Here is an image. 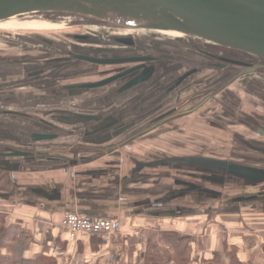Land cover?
Returning a JSON list of instances; mask_svg holds the SVG:
<instances>
[{
	"label": "crops",
	"instance_id": "1",
	"mask_svg": "<svg viewBox=\"0 0 264 264\" xmlns=\"http://www.w3.org/2000/svg\"><path fill=\"white\" fill-rule=\"evenodd\" d=\"M230 94L225 89L217 98L223 106L238 107L240 99ZM123 103L99 104L79 97L68 103L39 104L35 112H61L65 118H71L66 113L90 115L98 121L83 126L99 127L110 124L108 117L116 114L111 112ZM212 105L216 104L204 109L207 118L231 116L221 105ZM37 114L30 120H47ZM181 120L198 121L185 116L89 162L80 159L114 144L115 140L94 142L109 131L85 136L86 128L78 136L59 138L47 143L49 148L33 150L4 142L0 136V153L11 148L33 154L0 158V263L231 264L233 251L241 264H264V181H260L264 178V133L223 120L227 125L223 129L209 124L216 140L209 137L213 143L203 155H154L147 147L154 145L142 144L162 128L174 134L170 127ZM191 157L233 163L253 172L252 178L242 171L241 178L225 175L220 185L222 175L217 170L183 162ZM10 163L18 166L10 167ZM249 181L256 184L249 185ZM74 212L114 220L118 229L106 238L82 235L71 240L59 223L65 214Z\"/></svg>",
	"mask_w": 264,
	"mask_h": 264
},
{
	"label": "water",
	"instance_id": "2",
	"mask_svg": "<svg viewBox=\"0 0 264 264\" xmlns=\"http://www.w3.org/2000/svg\"><path fill=\"white\" fill-rule=\"evenodd\" d=\"M29 14H38L39 16L59 15L61 18H72L75 21L93 23L120 30L175 33L184 39L187 38L203 43L207 47H217L242 53L264 61V0H0V23ZM76 58L86 60L81 57ZM88 61L94 63L103 62ZM145 61H149V59L117 61V64H141L130 68L122 67L120 73L112 77L91 81L86 84L70 85L66 89L68 92L93 90L105 87L117 80L123 82L126 79L127 82L125 81L124 85L136 84L149 78L150 84H154L156 81L154 75L160 73L154 72L152 68H143ZM215 67L222 68L225 66L215 62L205 64L207 69H214ZM260 71H264V65L248 66L234 70V73L223 79L221 84L214 86L215 83H210V90L203 91L202 89L190 97L183 98L181 96V93L186 91L187 88L180 89L173 95L169 91H163L159 97H153L152 102L157 103L164 96L169 95L171 98L168 103H175L180 106L178 108L180 109L188 105L189 102L201 100L188 110L152 121L148 120L149 117L147 116L119 117L114 114L108 117L111 122L106 126L84 127L83 124L98 121V118L76 113H66L71 118H65L62 117L65 116V113L48 112L39 113L47 120L36 122L30 119L37 113L27 111V114H25L26 112L22 111L20 114L17 113L10 118L3 119V123H0V136L3 137L2 141L4 142H14L16 145L28 146V148L33 150L36 148H49L47 143L59 138L78 136L80 134L79 131L86 128L85 136L109 131L104 137L100 136L99 139H94V142L102 140L106 143L107 141L115 140L114 144L99 151L96 155L80 159L81 161L89 162L133 143L155 129L192 114L242 76L255 74ZM189 74L191 73L185 74L175 83H180ZM159 77H157V80L160 79ZM159 84L164 85V82L160 81ZM135 86H138V84ZM172 90L173 88H170V91ZM151 95L141 98L138 102L132 101L131 105L137 107L139 103L151 100ZM9 113L13 114V112ZM56 114L59 117H54ZM50 116L53 117L51 118ZM22 118L25 119L23 120ZM23 121H25L26 125H22ZM55 123L71 127L72 129L66 131L64 127L57 126ZM30 127L37 128L40 132L32 133ZM32 155L29 151L10 148L0 153V158H30ZM183 162L195 163L202 168L217 170L222 175L221 178H218L220 185L224 183L225 175L241 178L242 171H244L245 175L251 179L253 174L249 169H243L233 163L218 159L191 157L184 159ZM17 166V163H10V167L16 168ZM260 181L263 182L264 178H260ZM254 184L256 182L249 181V185Z\"/></svg>",
	"mask_w": 264,
	"mask_h": 264
},
{
	"label": "flooded vegetation",
	"instance_id": "3",
	"mask_svg": "<svg viewBox=\"0 0 264 264\" xmlns=\"http://www.w3.org/2000/svg\"><path fill=\"white\" fill-rule=\"evenodd\" d=\"M46 23L48 22L46 21ZM72 24L73 27L70 28L77 29V31L67 35V41H70L68 46L64 44V38L63 42L62 40H58L60 38L41 37L35 34V41L32 42L33 46H31L33 48L28 49L29 52L27 53L29 55L24 56L29 57V59H21L18 56L8 57L17 58V62L13 61L11 62L12 64L8 65L9 63H4L7 60L2 57L4 55H0V83L8 87V89L0 90V119L5 120L14 116V114H20L22 109L23 112H25L24 109L35 112L36 110H40L38 109L39 104H54L55 102L68 103L76 98L83 97V100H92L99 104L114 101L118 103L124 102L123 106L113 110L111 114L116 113L115 115L119 117L147 116L149 117L148 120L152 121L160 117H167L188 110L201 100L198 99L192 103L189 102L188 105L180 109H178L180 107L179 105L168 103L171 98L169 95L164 96L157 103L152 102L153 97H159L163 91H169L173 95L176 91L187 88L186 91L181 93V96L183 98L190 97L202 89L203 91L210 90V83H215L214 86L221 84L223 79L234 73V70L243 69L248 66L264 65L263 60L217 47H206L204 45V48L211 50L213 53L205 52L197 46L198 41L194 43L195 47L197 46L196 49L193 48V50L185 51L183 47H167V45L163 44L154 46L150 41H138L128 35L115 33L114 31L120 30L116 28L76 21H73ZM80 27L86 31L79 32ZM102 29L111 30L113 34L111 33L112 35L108 39L99 38V36L94 37L97 33L95 34L94 32L93 35L92 31ZM87 30L92 31L88 32ZM51 34L54 35L55 33ZM94 38L96 39L94 40ZM41 44L44 46L43 49L39 48ZM63 44L65 45L64 47L62 46ZM76 57H81L86 60L77 59ZM131 59H149V61L143 63V68H152L154 72L157 69H161L160 74H156L157 76L154 75V79L156 80H154V84H150L149 78L146 81L136 84L124 85L126 79L123 82L117 80L105 87L93 90L68 92L66 89L70 85L86 84L91 81L112 77L120 73L122 67L130 68L134 65L141 64H117V61ZM88 60L103 62L94 63ZM164 62L171 64V66L165 68L159 67V64ZM212 62L224 65L225 67H215L214 69L205 68V64ZM261 72L264 71L258 73ZM188 73L191 74L180 83H175ZM160 75L162 76L159 77ZM157 77L160 79L157 80ZM159 80L164 82V85L159 84ZM137 84L138 86H135ZM231 85L225 89L230 91ZM13 87L15 89H10ZM170 88H173V90L170 91ZM242 88L247 97H244L246 99H244L245 101L240 99V105L238 107L221 105L222 103L217 96L224 89L216 94L212 100L206 102L200 109L188 116H193L196 120L198 119L196 122L198 125L208 127L211 125L212 128L217 129L218 127L223 129L227 125L222 121L226 120L227 123L231 124H229L230 126L235 123V125L243 127L246 131L264 133V96H256L255 94V98L254 96H250L246 82L242 84ZM79 93L83 96H80ZM185 93L189 94L183 96ZM149 94H152L150 96L151 100L146 102L141 101L142 103L138 104L140 106L137 105V107H134L130 104L133 103L131 101L138 102L141 98ZM231 97L234 98V96ZM250 97L252 99H249ZM209 103H215L216 105H212L214 108H217V105H221L220 107L227 110L231 115L229 116L230 118H207L204 116V109ZM35 107L36 110L33 109ZM201 111L203 115H200ZM9 112H13V114ZM220 115H223V113ZM232 116H234V121L232 120ZM245 146L247 145L245 144Z\"/></svg>",
	"mask_w": 264,
	"mask_h": 264
},
{
	"label": "rangeland",
	"instance_id": "4",
	"mask_svg": "<svg viewBox=\"0 0 264 264\" xmlns=\"http://www.w3.org/2000/svg\"><path fill=\"white\" fill-rule=\"evenodd\" d=\"M41 20H46L48 23H46V21H41ZM73 21L75 20L72 18H61V17L43 18L38 14L37 15L29 14L21 17H16L6 22L0 23V55H4L2 57L7 59L6 62L4 63L6 64L9 63L8 65H10L12 64L11 62L13 61L17 62V58H8V57L18 56L21 57V59H29V57H24V56L29 55V53H27L29 52L28 49L33 48L31 46H33L32 42L35 41L34 39L35 34L40 35L41 37L47 36V37L60 38L58 40H62L63 42L65 40L64 44L68 46L70 41L69 42L67 41L68 40L67 35L77 31V29L70 28L73 27L72 24ZM76 22H80V21H76ZM79 29H80L79 32L86 31L82 29V27H80ZM87 31L90 32L92 30H87ZM94 32L95 34L96 33L97 34L94 35ZM114 32L120 33V35H128L132 38H135L138 41L139 40L150 41V43H152L154 46L155 45L158 46L162 44L167 45V47L178 46V47H183V50L185 51L193 50V48L196 49L198 46L200 47V49L204 50L205 52L213 53L211 50L204 48L205 44L198 42L197 46L195 47L194 43L196 40L195 41L189 40L187 38L184 39L179 34H175V33L152 32V31H141V30H117ZM51 33H55V34L53 35ZM92 33L94 37L99 36V38H104V39H108V37H111V35L113 34L111 30H107V29H102L99 31L93 30ZM95 39L96 38H94V40ZM64 44L62 45L63 47L65 46ZM43 47L44 46L42 44L39 45L40 49H43ZM1 64L3 65V63ZM170 66L171 64H167V62L159 64V67H164V68ZM245 82L250 96H254V94L256 96L257 95L264 96V72L249 74L239 78L236 82H234L230 86L229 90L230 93L232 94L231 96H235L238 99L244 100L245 99L244 97L247 96L243 92L242 84ZM1 89H8V87L4 86L3 83H0V90ZM10 89H15V88L13 87ZM249 99L252 98L250 97ZM237 102L239 103L240 101H236V103ZM33 109L36 110V108ZM26 110H28V112L30 111L29 109ZM41 111H44V109H42ZM31 112L37 113L33 111ZM9 120L11 121V119ZM188 123L184 122V120H181L179 122H176L175 125H172L170 127V130L175 129L174 130L175 132L172 131V133L174 134H168L167 132H165L166 130L162 128L160 129L159 133L152 136L151 135L147 136L148 138L143 139V141H145L144 142L145 144L143 142L142 144L144 146L154 145V146H147L149 148L148 149L149 151L150 149L153 150L154 155L155 153L157 154L165 153V155L167 156L206 154L208 152L207 150H209L207 149L209 147L208 145H211L213 143L211 138L216 140V137L211 136V132L214 130L209 132V130L211 129L208 126L198 125L196 122H188ZM181 128L184 130H181Z\"/></svg>",
	"mask_w": 264,
	"mask_h": 264
},
{
	"label": "built area",
	"instance_id": "5",
	"mask_svg": "<svg viewBox=\"0 0 264 264\" xmlns=\"http://www.w3.org/2000/svg\"><path fill=\"white\" fill-rule=\"evenodd\" d=\"M59 226L71 240L82 235L106 238L115 234L118 229V223L114 220L94 219L77 213L65 214Z\"/></svg>",
	"mask_w": 264,
	"mask_h": 264
},
{
	"label": "trees",
	"instance_id": "6",
	"mask_svg": "<svg viewBox=\"0 0 264 264\" xmlns=\"http://www.w3.org/2000/svg\"><path fill=\"white\" fill-rule=\"evenodd\" d=\"M40 16L43 17V18H51V17H53V18H57V17H61V16H59V15H40ZM1 221H2V217L0 216V223H1ZM184 251H185V250H184ZM229 254H230V261H231V264H241V263L238 261V259L235 257L233 251H231ZM0 264H1V263H0ZM11 264H32V263H29V262H26V261H18V262H13V263H11Z\"/></svg>",
	"mask_w": 264,
	"mask_h": 264
},
{
	"label": "bare ground",
	"instance_id": "7",
	"mask_svg": "<svg viewBox=\"0 0 264 264\" xmlns=\"http://www.w3.org/2000/svg\"><path fill=\"white\" fill-rule=\"evenodd\" d=\"M172 37V36H171Z\"/></svg>",
	"mask_w": 264,
	"mask_h": 264
}]
</instances>
